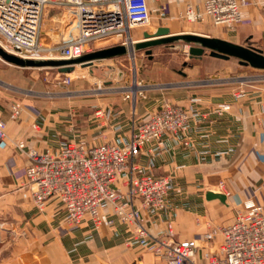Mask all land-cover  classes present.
I'll list each match as a JSON object with an SVG mask.
<instances>
[{"label": "crops", "instance_id": "1", "mask_svg": "<svg viewBox=\"0 0 264 264\" xmlns=\"http://www.w3.org/2000/svg\"><path fill=\"white\" fill-rule=\"evenodd\" d=\"M186 1L201 9L203 0L157 2L164 14H157L155 30L193 31L244 44L264 35V0H246L242 21L233 32L208 22L181 19L178 14ZM145 31L131 33V39H141ZM183 62L178 69L169 62L146 65L134 61L136 79L145 81L141 93L126 97V85L113 82L104 85L99 97L76 94L71 101L22 97L18 93L28 90L34 81L18 67L0 68V118L6 120V136L0 140V241L5 243L0 247V264H157L150 248L138 243L131 228L110 209L104 211V221L97 228L88 216L70 223L54 197L47 200L42 212L37 211L24 171L28 148L56 152L75 141L123 145L136 124L164 103L187 111L186 130L178 135L165 133L160 142L145 143L129 160L136 167L134 174H167L172 181L163 209H140L150 233L159 236L170 224L175 240H198L207 220L214 217L217 202L230 206L233 214L227 222L248 205H264V69L207 53L188 65ZM125 74L117 68L116 80ZM235 91L240 95H234ZM15 99L21 103V113L11 120L9 107ZM219 103L230 107L217 112ZM19 141L24 143L23 149L17 147ZM130 175L126 169L115 182L126 197ZM209 190L224 193L225 201L207 199ZM9 246L10 252L2 256L3 247Z\"/></svg>", "mask_w": 264, "mask_h": 264}, {"label": "built area", "instance_id": "2", "mask_svg": "<svg viewBox=\"0 0 264 264\" xmlns=\"http://www.w3.org/2000/svg\"><path fill=\"white\" fill-rule=\"evenodd\" d=\"M159 1L0 0V47L19 57L39 59L78 57L94 50L95 42L110 37L117 38L116 44H127L132 41L131 29L147 23L152 11L163 16L162 6L156 4ZM245 3L246 0H203L201 9H196L186 1L178 15L190 23L208 22L233 32L242 21ZM46 8H64L67 16L66 35L53 45H44L40 40ZM134 84V90L123 89L126 97L141 93L140 82ZM229 107V103H219L215 111ZM20 113L21 103L14 100L8 118L16 120ZM261 115L264 117V101ZM188 121L182 106L164 103L136 124L123 145L75 141L56 152L28 148L24 173L34 207L42 212L47 200L54 197L70 223L77 224L88 216L96 228L104 221V211L110 209L131 228L138 243L150 248L158 258L157 264H264V205L238 210L231 221L204 231L198 240H175L170 224L159 236L145 226L140 209H163L172 181L167 174H134L136 167L129 165V160L145 143L160 142L165 133H183ZM5 136L6 120L0 118V140ZM17 147L23 149L25 145L19 141ZM126 169L131 172L127 197L115 185ZM199 248L207 250L199 253Z\"/></svg>", "mask_w": 264, "mask_h": 264}, {"label": "rangeland", "instance_id": "3", "mask_svg": "<svg viewBox=\"0 0 264 264\" xmlns=\"http://www.w3.org/2000/svg\"><path fill=\"white\" fill-rule=\"evenodd\" d=\"M64 10V8L45 9L40 25V40L42 44L53 45L64 39L66 35L65 31L67 29V16ZM158 20L159 18L157 16V12L152 11L149 21L145 24L133 27L134 29H131V33L133 35L136 33L140 34V31L142 29H145L149 32H154L155 25L157 24ZM114 41L116 42L117 38L110 37L95 42L94 46L98 47L100 45H106ZM247 42V44L260 47L264 51V35H262L259 39H247ZM187 47L188 46L183 42H176L173 45H159L153 47L152 58H148L144 51L140 50L136 51L134 53V56L133 54H126L109 59H102L95 62L97 66L92 68V72H89L88 68L81 66H75L74 70L68 73H62L55 67H18L19 69H22L25 76H28L32 81H34L32 83H29V86L27 87L28 90H23L22 93L19 92L18 94L22 97H31L33 99H38L39 97H41L45 98L44 100L47 101H54L57 99H65V101H71V99L74 98L76 94H82L83 97H99V95L104 93L102 91L104 85L109 83L111 84L113 82L116 84L118 83L126 85V87H132L134 83L140 82L139 87L143 88L145 81L136 79L135 70L133 67L134 61H136V63L140 62L141 64L143 63L146 65L150 64L152 61L166 63L169 62L171 66L180 69L184 57V61L187 63V65L192 63L193 58L188 57ZM8 66L14 65L7 63L0 58V68ZM117 68L127 73L121 80H116L115 72ZM124 79L126 80V82L123 83ZM219 188L223 189L221 185H219ZM212 211H214L212 213L214 214V217H210L209 222L207 220L204 231H207L211 227H217L218 225L226 223L233 214L228 204L220 202H217V206L213 208ZM3 244L5 243L2 239L0 241V247ZM200 244L204 243L201 242ZM10 249V246L3 247L2 256L7 255L10 252ZM205 250H207V248H199L198 252L202 253Z\"/></svg>", "mask_w": 264, "mask_h": 264}, {"label": "water", "instance_id": "4", "mask_svg": "<svg viewBox=\"0 0 264 264\" xmlns=\"http://www.w3.org/2000/svg\"><path fill=\"white\" fill-rule=\"evenodd\" d=\"M143 37L139 40H132L127 44H114L107 47L94 49L78 57L72 58H39L29 59L6 52L0 47V58L16 67H55L62 73H68L74 70L75 66L92 68L97 66L96 61L109 59L126 54H134L136 51L143 50L151 57L152 48L159 45H173L176 42H183L187 45L189 58L200 59L203 54L228 59L230 57L237 59L243 65H249L256 69H264V51L262 48L251 45L237 43L225 38L212 36L193 31L169 32L168 28L160 27L153 32V36ZM183 65H187L183 62ZM94 74V73H93ZM95 75V74H94ZM206 198H218L225 201L226 195L220 192L207 191Z\"/></svg>", "mask_w": 264, "mask_h": 264}, {"label": "bare ground", "instance_id": "5", "mask_svg": "<svg viewBox=\"0 0 264 264\" xmlns=\"http://www.w3.org/2000/svg\"><path fill=\"white\" fill-rule=\"evenodd\" d=\"M136 26H139V25H136ZM134 29V28H133ZM132 29V30H133ZM145 33H147V34H145V36L144 37H150V36H153L154 34H153V32H149V31H145ZM136 87H137V85L136 84H134L133 86H132V89L134 90V89H136Z\"/></svg>", "mask_w": 264, "mask_h": 264}]
</instances>
